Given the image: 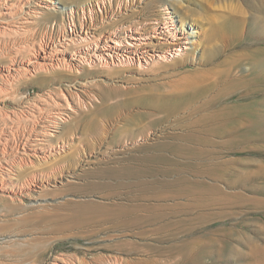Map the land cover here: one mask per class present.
Returning a JSON list of instances; mask_svg holds the SVG:
<instances>
[{
    "label": "rangeland",
    "instance_id": "1",
    "mask_svg": "<svg viewBox=\"0 0 264 264\" xmlns=\"http://www.w3.org/2000/svg\"><path fill=\"white\" fill-rule=\"evenodd\" d=\"M45 1L0 0V166H4L7 170L3 169L2 175L5 174L3 177L5 183L4 187L0 186V200L2 198L1 193H4L5 197L7 196V204L5 202V205L14 207V211L18 213L22 211L25 204L30 203V199L25 194L36 191L35 193L40 195V203L29 207L23 213L29 212L30 217L32 213V219L38 222L39 219H53L55 217L59 218L58 220L62 218L68 221L71 219V214L76 209L77 203L80 202L91 201L98 205L105 204L107 206L114 204L130 206L136 203L155 202L154 200H143L140 192L142 193L144 189L154 188L156 182L162 181L163 178L174 179L176 176H182V174H174V176L164 174L165 176H163L162 172H159L161 163L154 160L137 162L129 159L132 154L133 156H139L157 152L155 147L149 146H156L165 138L164 135L158 137L161 131L159 125L155 124L158 121H151L150 124L153 128L144 132L143 137L138 133L133 137H127L129 133H126L124 127L128 122L123 117H117V112L121 108V110H124L125 107H128L125 105L129 100L126 99L131 96L127 93L128 86L132 88V86L138 87L137 85H139L162 92L158 85L164 80L167 81L177 77L178 72L183 68H192L191 60L183 65L180 63L172 65L170 68L155 67L153 70H144L143 68H146L149 62L141 59L142 66L140 68L129 71L117 70L111 73L109 71L107 73V70L98 67L97 63L100 60L98 55L102 52L106 54L109 51L108 49L95 51L94 46L87 49L81 44L69 43L68 46L72 45V47L69 46L71 49L67 46V49L65 48L56 55L54 54L55 57H60L69 63L70 61L73 62L76 57L89 56L93 63L91 66L89 65V68L79 66L75 71L62 70L59 71L60 73L56 77H52L46 71L43 70L42 72V69L38 71L34 66L36 63H42L41 59H36L33 55L39 50V46L46 43L52 44L51 40L53 38L61 37L64 33H72L71 29L78 27L79 22H90L91 19L93 21L96 14L98 19L102 14L107 21L113 19L114 16L117 17L119 13L125 14L124 4L126 2L129 4L130 0H62L66 10L63 13H51L54 15H46ZM98 1L99 4H97ZM145 1L149 2V5H145ZM145 1L143 3V0H134L137 4H143V6L141 12L128 18L130 21L139 19L146 23L147 20H151L149 16L157 8V2ZM236 1L244 10V16L247 19L250 18L251 14H259V10H261L259 0H251L255 9L246 3L248 0H214L211 4L208 0H182V9L189 8L196 11L197 14L200 13L198 15L204 17L203 26H207L208 23L213 21V14L228 13L230 7H233ZM118 5L120 8H118ZM98 7L102 9V13L98 10ZM129 23V21L123 22L124 26ZM198 25L196 27H200ZM106 27L107 29L111 28L109 24ZM118 27H122V25ZM119 33L121 34L119 40L123 44L117 46L119 49L115 51L123 54L122 49L126 46L125 37L129 32L121 30ZM249 36L244 33L237 50L240 52L250 51L264 45ZM76 39L78 40L79 37L77 36ZM108 43L110 46L115 44L114 42ZM103 44L105 43H101L102 46ZM216 46L221 48L226 56L231 55L232 51L227 47L224 48L222 43L217 42ZM47 50L50 51L51 48H47ZM176 53L173 50V52L166 53V55L171 59L174 58ZM38 54L43 55L42 52ZM33 61H36V63L32 66L29 65V62ZM115 62L111 65H117L118 59L115 58ZM135 62L137 65V59H135ZM94 63L95 65H93ZM242 66L244 68L246 65L243 64ZM7 70H9V73ZM73 82H85L86 85L91 82L87 85V89L90 91H97L98 88H95L97 85H94V83H100L104 87V91L112 95L109 109H111L110 113L114 126L110 127L107 140L114 138L116 142L110 147L122 149L114 154L113 159L103 158L105 156L103 153L106 152V143H101L100 151L96 148L95 152H89L87 149L90 140L84 142L81 139V126L74 125L68 120L60 123L62 125H60L59 131L61 134L59 138L49 141L50 144H45L47 146L46 150L41 149L43 144L37 146L33 144L37 141L35 140L37 136L41 137L44 131L48 132L53 128L52 121L55 119L57 111H70L71 108H78V95L71 97L68 94L74 92L78 87L75 84L73 88L69 86ZM235 97V94H227L221 105L232 104ZM83 100L85 104L89 105L88 102L93 99L89 100L84 97ZM218 107L219 104L213 106V108ZM148 111L151 112V110ZM147 119L145 118V122L149 120ZM101 120L103 121L102 117H100V122ZM173 125L175 126L174 123ZM166 128L167 126L163 129L168 131L166 133H170L172 129ZM132 129H134L133 132L140 130L136 126ZM183 129L184 127L180 125L175 129V132L177 134L185 132ZM233 129L239 130L240 128L233 127L231 131L227 129L225 132L212 135L209 141L204 144H198L193 140L194 142L192 141L191 145L200 148L201 152L190 159H178L181 161L180 165L189 161V165L193 168L180 172L190 176L191 179H200L208 185V187L206 186L207 189L202 190L209 203L193 205V207L189 204L179 206V208H165L167 210L157 208L158 210H155L159 213L165 211L166 214L163 213L165 216H163V219L158 220L161 221L158 223L175 222L178 229H174L173 226L168 229L169 232H171L170 230L175 232L173 242L184 240L185 237H190L185 239L194 238L203 242H211L209 239H213L211 244H215L216 248L209 244L215 250H211L210 254H205V257L200 256L199 264H264V139L255 133H249L246 141L239 139V137L233 138L232 135L236 132H233ZM91 137L88 138L91 139ZM60 138L64 139V143ZM140 145L149 148L143 150L139 147ZM45 158L48 160L56 159L51 162H44ZM17 163L24 167H17ZM121 165L124 166L121 167ZM127 165L143 167L144 171H138L142 170L139 168L136 171H119L120 173L115 174L107 169L109 167L125 169ZM255 170L257 172H253ZM194 171L201 174L199 176L194 175ZM125 172H129L130 175H128L129 173L125 174ZM68 174H72V177ZM6 176L7 178H5ZM37 188H39L38 191ZM176 200L187 201V199L174 198L162 202L172 203ZM191 201L193 202V200ZM3 202L0 201V207L6 208ZM98 205L93 207L96 212L99 211ZM33 214L36 215L33 216ZM100 217L101 215L97 214L96 217L91 218L97 219ZM5 223L8 225L6 221L0 220V233L7 232L4 229L7 226ZM182 226L184 228H181ZM150 227L153 228V224L145 226L144 229ZM166 232H160V235H168ZM108 233L104 231L89 232L87 229L78 226L49 230L40 238L41 250L45 252L41 264H52L54 257L57 255L67 256L74 262L81 257L91 261L93 256L98 254L126 257V254L103 247V244L110 243L113 240V237L111 239L107 237ZM125 237L137 242H153L155 237L158 236L151 231L140 238L135 232L130 231ZM162 239L163 244L170 243L167 236ZM217 248L220 249V252ZM177 257L180 256L175 253V259ZM201 257L203 258L201 259ZM166 258L169 259L168 256H163L161 259ZM10 261L6 260L7 263Z\"/></svg>",
    "mask_w": 264,
    "mask_h": 264
},
{
    "label": "bare ground",
    "instance_id": "2",
    "mask_svg": "<svg viewBox=\"0 0 264 264\" xmlns=\"http://www.w3.org/2000/svg\"><path fill=\"white\" fill-rule=\"evenodd\" d=\"M144 1L145 0H143V3ZM149 1L157 2V8L153 10L149 16L151 19L150 21L146 19L148 22L145 23L139 19L134 21L128 19L141 12L143 6V4H137L134 0H130L129 4L128 2L124 4V8H126L125 14H120L117 11V13H119L117 17L114 16V18L109 21H107L102 14L100 15V19H98L97 14H94L95 18L93 21L92 19L90 22L81 21L78 27L71 29L72 33H64L61 37L57 36L53 38L51 40L52 44H42L39 46V50L33 54L36 59H41L42 63L39 64L33 61L29 62V65L32 66L36 63L34 66L38 71L42 69V72L44 70V72L46 71L47 74L49 73L52 77H56V75L60 73L59 71L62 70L75 71L79 66L89 68V65L91 66L93 63L89 56L76 57L73 62L70 61L69 63L65 62L60 57H55L56 53L63 51L69 43H78L87 49L94 46L95 51L108 49L110 52L108 51L106 54L102 52L98 55L100 60L99 63H97L98 67L106 69L107 73L109 71L111 73L117 70L129 71L140 68L142 66L141 59L149 62V65L143 68L144 70H153L155 67L170 68L172 65L178 63L183 65L185 62L191 60L192 68H183L178 72L177 77L167 81L164 80L158 85V87L162 89V92L154 91L149 87L147 88L139 85H137L138 87L132 86V88L128 86L129 89L127 88V93L131 95L126 99H129L125 104L128 107H125L124 110H121V108L117 112V117H123L126 122H128L124 127L126 133H129L127 137H133L136 133L143 137L142 135H144V132L153 128L152 124H150L151 121H158L155 123L159 125V130H161L158 137L159 135H164L165 138L160 144L149 146L155 147L157 152L139 156H133L132 154L129 159L137 162H150L154 160L162 164L159 172L161 171L163 176H174V174H182V176L173 177L174 179H169V177L166 176L167 178H163L162 181L158 183L156 182L154 188L144 189L142 193L140 192V196L143 200H154L155 202L153 203L143 202L130 206L122 204L107 206L105 204L98 205L91 201L80 202L79 204L77 203L76 209L72 212L71 219L68 221L62 218L58 220L59 218L55 217L56 219H39L38 222L32 219V213L31 217L29 212L26 213L27 215L23 213L27 211L29 207L40 203V195L35 193L36 191L25 192V196L30 199V203L25 204L22 207V211L18 213L14 211V207L5 205V202L7 204V196L5 197L4 193H1V200L4 201L3 204L6 208L0 207V220L6 221L8 225L5 223L7 226L4 229L7 232L0 233V264H41L45 255V252L41 250V235L49 230L65 229L71 226H78L79 228L87 229L89 232H109L107 237L110 239L113 237V240L111 242L109 241L110 243L103 244V247L126 254V257L121 258L117 257V255L104 256L98 254L93 256L91 261L90 259L88 261L84 257H81L74 262L67 256L55 255L56 257H54V262H52V264H199L200 256L205 257V254H210L211 250L214 249L212 246H215V244H211L213 239H209L211 242H203L194 238L185 239L190 238L185 237L184 240L173 242V239H175V232L173 230L169 232L168 229H171V226H173L174 229L177 230L178 228L175 222L165 224L158 223L161 222L158 220L163 219V216L166 214L165 211H161L165 215L156 211L161 208L167 210L165 208H179V206H187L189 204L193 207V205H204L209 203L208 198L203 195L205 193L202 190L207 189L208 185L200 179H191L190 176H186L180 172L182 170L188 171L190 168H193L189 165V161H187L186 164L184 162V166L180 165L181 161L178 160L179 158L190 159L201 152L200 148L193 147L191 143L195 141L198 142V144H204L209 141L210 136L212 137V135L225 132L227 129L231 131L233 127H236V129L240 128L239 130L233 129V132L236 131L232 135L233 138L239 137V139L246 141L249 133H255L257 136L264 139V45L250 51L240 52L237 50L244 33L250 35L255 41L264 44V0H259L261 5V10L258 9L259 14H251L249 19L244 16V10L239 5L238 1H236L235 5L230 7L228 13L213 14V21L208 23L207 26H203L204 17L198 15L200 13L197 14L196 11L189 8L186 10L182 9V0ZM208 2L211 4L214 0H208ZM148 3L149 2L145 1V5ZM246 3L254 8L251 0H248ZM45 4L46 15L51 13H63V11L66 10V6L62 3V0H46ZM97 4H99V1ZM118 8H120L119 5ZM98 10L100 12L102 11L99 7ZM127 21L130 23L124 26L123 22ZM196 23L199 24L200 27H196ZM108 24L111 26L109 29L106 27ZM121 25L122 27H118ZM121 30L129 32L125 37L126 46L122 49L124 51L123 54H119L115 51L119 49L117 46L123 44L122 41L119 40V38H121L119 31ZM75 36H78L79 39L77 40ZM108 42H114L115 44L114 46H110ZM217 42L222 43L224 48H229L232 51L230 53L231 55L226 56L223 54L221 48L216 46ZM101 43L105 44L102 46ZM70 47H72V45ZM47 48H51V50L48 51ZM173 50L174 53H177L174 58L169 59L166 53L173 52ZM39 52H42L43 55L40 56L38 54ZM115 58L118 59V64L111 65L112 63H116ZM135 59H137V65ZM243 64L246 65L244 68L242 66ZM93 65H95V63ZM7 72L9 73V70H7ZM74 84L78 87L74 92L68 94H70L71 97L78 95V108H71L70 111H57L55 119H52L53 128L48 131L49 133L44 131L41 137L37 136L35 139L37 141L33 142V144L35 146L43 144V148L41 149L46 150L47 146H45V144L53 139L59 138L61 134L59 131L60 125H62L60 123H64V120H68L74 125L77 124L81 126V139L84 140V142L90 140L87 149L89 152H93L96 148L99 150L100 147H102L100 146L101 143H106V152L104 150L105 153L103 154L105 156L103 155V158L108 160L113 159L115 157L114 154L122 149H113L114 147H110L116 142L114 138L107 140L110 127L114 126L110 113L111 109H109L112 95L105 92L103 89L104 87L101 86L100 83H94V85H97L96 87L94 86L98 88L97 91H90L87 89V85L91 84V82L87 85L85 82H73V84L69 86L73 88L75 87ZM151 91L153 92L151 93ZM231 93L236 96L233 103L221 105L222 100L227 97V94ZM84 97L93 100L91 102L89 101V105H87L83 100ZM216 104H219V107L213 108ZM148 110H151V112ZM100 117L103 118L101 122ZM144 117L149 120L147 119L148 121L145 122ZM180 125L184 127L183 130L185 132L177 134L175 129ZM134 126L138 127L140 130L138 132H133L134 129H132V127ZM166 126V129H172L170 133H166L168 131L163 129ZM88 137H91V139ZM173 138L174 140L172 141ZM61 140L63 142L64 139L62 138ZM139 147L143 150L149 148L141 145ZM34 155L36 154L34 153ZM55 159L56 158L50 160L46 159L44 162H51ZM18 163L16 164L17 167H24H21V164ZM130 165H127L125 169L116 167H109L107 169L109 172L115 174L120 173L119 171H136L139 168L142 170L138 171H144L143 167ZM122 166L124 165H121V167ZM3 169L6 170V168L1 165L0 186L2 187H4L3 185L5 183L3 178L5 174L2 175ZM253 172L257 171L255 170ZM126 173L129 172H125V174ZM199 174L201 173L194 171V175L199 176ZM68 175L72 177V174ZM128 175H130V173ZM5 178H7V176ZM166 187L171 188L168 189ZM38 190L39 188H37V191ZM174 198L187 199V201L176 200L172 203L162 202L163 200ZM191 200H193V202ZM97 205L99 206L98 212L93 209V207ZM97 214H100L101 217L97 219L91 218L94 216L96 217ZM35 215L33 214V216ZM167 215H169V213H167ZM150 224H153V228L144 229L145 226ZM181 228L184 227L182 226ZM130 231L135 232L140 238L145 236L147 232L153 231L158 237H155L153 242H137L125 237ZM163 231H167L166 233L168 235H160V232L163 233ZM165 236H167L170 242L166 245L162 243V238ZM209 243L212 246H210ZM175 253L180 257L175 259ZM163 256H168L169 259H161ZM203 257H201V259ZM6 260L11 261L7 263Z\"/></svg>",
    "mask_w": 264,
    "mask_h": 264
}]
</instances>
